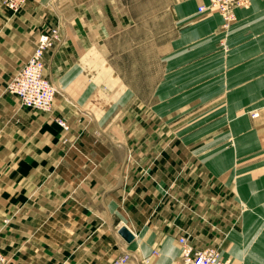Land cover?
Wrapping results in <instances>:
<instances>
[{
    "label": "crops",
    "instance_id": "crops-1",
    "mask_svg": "<svg viewBox=\"0 0 264 264\" xmlns=\"http://www.w3.org/2000/svg\"><path fill=\"white\" fill-rule=\"evenodd\" d=\"M205 1L26 0L10 11L0 0V251L7 264H110L124 252L131 254L129 264H138L153 250L159 253L151 264H178L179 236L196 231L204 245L190 240L197 247L220 243L211 239L218 235L205 212L206 204L215 209L216 186L210 184L207 196L199 183L196 198L175 200L173 158L150 150L155 141L127 138L126 125L111 117L115 106L103 107L101 90L139 81L124 71L129 65L121 44L127 36H169L172 56L166 58L173 59L183 43L174 37L191 35L196 24L198 65L204 67L206 44L217 50L221 36L213 34L219 23L209 27L219 13L197 12ZM232 19L230 41L245 48L235 63L246 69L259 64L253 82L261 89L251 91L261 94L248 97L261 98L264 0L235 8ZM53 26L61 39L43 57L44 75L58 90L53 107H22L8 83L38 36ZM212 35L218 39L210 44ZM126 99L138 96L127 87L119 97ZM122 226L134 234L132 241L118 233Z\"/></svg>",
    "mask_w": 264,
    "mask_h": 264
},
{
    "label": "rangeland",
    "instance_id": "rangeland-1",
    "mask_svg": "<svg viewBox=\"0 0 264 264\" xmlns=\"http://www.w3.org/2000/svg\"><path fill=\"white\" fill-rule=\"evenodd\" d=\"M235 22L221 18L213 32L221 34L217 50H208L206 44L204 67L198 65L197 30L174 37L183 42L175 59L166 58L172 56L166 48L169 36H127L121 44L129 65L124 71L132 73L130 80L139 81L101 86L103 107L115 106L111 117L126 125L127 138L155 141L150 150L173 158L175 200L196 198L199 183L205 185L202 192L207 196L210 184L216 186L215 209L206 204L205 212L218 235L211 239L220 243L208 246L227 251L232 264H264V252L257 250L264 244V93L261 98L248 97L261 94L251 91L261 89L253 82L260 68L258 63L248 69L235 63L236 55L245 51L242 42L230 41ZM218 35L211 36L210 44ZM139 43L140 51L134 48ZM258 57L255 53L254 59ZM138 70L140 76L134 74ZM126 86L138 99L119 100ZM187 238L204 246L196 231Z\"/></svg>",
    "mask_w": 264,
    "mask_h": 264
},
{
    "label": "built area",
    "instance_id": "built-area-1",
    "mask_svg": "<svg viewBox=\"0 0 264 264\" xmlns=\"http://www.w3.org/2000/svg\"><path fill=\"white\" fill-rule=\"evenodd\" d=\"M26 0H3V5L10 11H16ZM250 0H206L204 4L197 6V12H214L222 14L224 18L233 16L234 9L246 7ZM60 40L58 27H51L41 33L34 50L26 62L12 76L8 83V90L17 101L25 108L39 111H50L53 107L58 90L44 75L45 52L54 47ZM57 123L67 129L68 125L62 117L56 118ZM179 245L178 264H232L230 258H226L225 252L218 246L197 247L187 236H179L176 240ZM157 250L143 255L138 264H151V259L158 255ZM131 254L124 252L115 258L110 264H129ZM7 257L0 251V264H7ZM171 264V263H170Z\"/></svg>",
    "mask_w": 264,
    "mask_h": 264
},
{
    "label": "bare ground",
    "instance_id": "bare-ground-1",
    "mask_svg": "<svg viewBox=\"0 0 264 264\" xmlns=\"http://www.w3.org/2000/svg\"><path fill=\"white\" fill-rule=\"evenodd\" d=\"M190 12L192 11V10H189ZM208 13H214L213 11L212 12H208ZM217 17V18H215V19H212L211 20V22H209V27L212 29V31H213V27L216 25V23H219L220 22V20H221V18L223 17V15L222 14H219V16L218 15H216V14H214V17ZM222 16V17H221ZM213 17V18H214ZM221 17V18H220ZM224 18V17H223ZM225 19V18H224ZM207 24H208V22H206ZM207 25L205 24V27H206ZM192 28H194L191 32H192V34H194V32L197 30V26H193ZM196 28V29H195ZM59 36H60V39H61V35H60V33H59ZM195 36H197V34L195 35ZM60 41V40H59ZM59 41H57L56 43H58ZM126 227V226H125ZM178 247H179V245H178ZM258 249V251H261V253H263L264 252V244L262 243V244H260V246L259 247H257ZM224 254H225V257L226 258H230V255H229V253L227 252V251H225V252H223ZM178 254H179V248H178ZM180 258V257H179Z\"/></svg>",
    "mask_w": 264,
    "mask_h": 264
},
{
    "label": "water",
    "instance_id": "water-1",
    "mask_svg": "<svg viewBox=\"0 0 264 264\" xmlns=\"http://www.w3.org/2000/svg\"><path fill=\"white\" fill-rule=\"evenodd\" d=\"M118 233L125 239L127 242H130L134 238V234L125 226H122L118 229Z\"/></svg>",
    "mask_w": 264,
    "mask_h": 264
}]
</instances>
